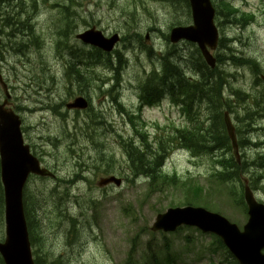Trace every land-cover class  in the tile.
<instances>
[{
	"label": "rangeland",
	"instance_id": "1",
	"mask_svg": "<svg viewBox=\"0 0 264 264\" xmlns=\"http://www.w3.org/2000/svg\"><path fill=\"white\" fill-rule=\"evenodd\" d=\"M28 1L30 3L33 0ZM34 1L36 2V7H33L37 10H33L29 6L25 9V14L19 16V0H1L0 6L3 11L11 15V21L17 24L16 17H18L22 21L31 23L39 39L37 43L36 40H33V35L29 33H25L24 36L19 38L11 37L13 42H17V45H14L15 52L13 53L19 56L7 54L4 51L5 59L1 60L0 58V67L3 68L11 83L20 87L16 83V76L23 79L29 72L36 74V70L33 67L38 68L39 63H43L44 73H46L47 78L56 81L62 88H56L55 83L53 86L55 93L53 95L52 92L44 91L39 98L44 102H49L48 99L51 97L56 105L60 102L64 84L72 77L71 70L63 78L58 75V73H62V68L65 71V65L62 64L65 53L62 49L58 58V49L54 39L56 38L58 42H61L64 36L57 37L56 32L57 34L60 32L67 34L72 29L61 28L64 26L63 21L60 20L62 18V6H68L70 11L76 10L78 12L79 18L77 23H74L78 27L76 33L85 30L91 24H96L106 33H110L115 29L120 32H126L124 25L126 20L132 30L138 33H144L150 27H158L162 33L166 34L170 26L177 22L178 16L184 17L186 12L183 0L173 1L174 6L177 8L174 12L167 4L153 0H138L137 9L131 7V1L133 0H74V4L69 0ZM250 1L253 5L252 8L245 5V0H235V4L241 6L244 11H255L254 9L258 5L259 0ZM126 9L130 12V15L124 19L122 12ZM260 21H263V18L260 17ZM7 31L6 29L5 32ZM236 33L241 35L238 41H233V45H235L237 50L235 51L233 48L232 51H228L229 54H232L228 56L232 58L241 54L248 59H256L264 69V27H259V25L252 26L246 32H242L239 29L237 31L232 29L228 31L231 36H236ZM152 40L159 49L164 50L166 48L165 43L159 39V36H153ZM72 43L78 47H83L75 41L74 36ZM134 46L136 44H133V46L132 44H125V46L120 44L118 46L121 52L128 54V59L130 60L129 65L123 69L125 72L123 79L125 77L126 80L137 79L146 73L145 70L150 71L152 68L144 52L134 48ZM131 48L134 49L131 50ZM181 49L180 54L187 59H189L187 55L195 51L194 48L188 45L181 47ZM223 61L225 62V58ZM125 63L126 59L123 60V66ZM181 67L185 68L186 66L182 64ZM12 68H15V70ZM221 70L235 75V78L229 76V81L236 90L246 93L253 92L254 76L247 68L236 70L226 64L222 66ZM48 84L51 87V83L49 82ZM102 85L99 80L92 77V87L89 89V94L94 97L100 89H103ZM209 88L207 87V89ZM17 94L20 95V92L18 91ZM257 94L258 91H255L250 98H246L243 103L237 104L235 109L239 117L242 118L240 121V142L244 162L247 164V174L255 179L256 188L261 190L259 196L264 199V191H262L264 189V166L257 167L254 172L250 170L252 164L256 162L255 159L259 156L264 159V145L262 144L264 143V114H261V111L258 110L261 115L259 117L254 116L258 112L254 110L260 109V107L264 108V103L263 99H261L259 104L256 105ZM96 96L99 99L96 105L102 107L95 111L97 120L110 117L112 108L109 106L110 101L104 98L103 94ZM125 97L126 89H121L118 96H115L112 100V103L117 105ZM239 100L242 102L241 98ZM105 110L109 111L104 113ZM42 114L38 113L37 116L30 118L31 125L34 128L30 131V135L35 143L44 147L48 154L54 152L52 148L59 146L63 142L73 143V140H70L72 136L69 135L73 126L72 124L67 125L69 130L65 128L67 124L65 117L62 118L64 122L62 124L59 121L50 119L42 121L40 119ZM245 115H248V117L254 116L255 122L250 124L243 118ZM144 118L148 121L159 120L165 127L167 125L183 127L187 124L180 111L168 101L162 103L159 114L146 112ZM62 129L63 134L60 138H51L49 140L51 147L45 143L44 138L49 135L57 136ZM109 130L112 131V134L106 147L114 152L116 170H119V173L116 171L113 175L125 179V184L121 190L111 186L107 189L111 193L105 197L102 194L104 190H100L97 184L101 177H105V174L98 175V178L93 174H89L88 178L91 181V185L80 182L71 186H62L58 189L60 193L69 198L66 201L64 199L65 196H63L58 216L48 214L41 202H29V207L33 211H37L41 216L38 221V213L34 212L33 226L40 227L42 225V230L35 229L36 233H44L45 238L50 240L45 247L50 257L48 261L42 260L43 264H49V262L52 264H123L127 259L134 239L137 238L136 251L137 249L143 251L146 249L147 243L152 242L154 236L151 234V226L156 216L165 212L171 204L182 205L184 202L183 193L174 188L169 187L163 192L151 194L145 181L128 184L126 180L127 160L123 157L118 143L121 141L119 133L127 138L135 136V132L133 128L125 127L123 121L118 122L113 127H109ZM149 131L148 136L152 137L156 136L158 132L157 130L154 133L155 130L152 127L149 128ZM242 139L247 140L248 145L242 144ZM204 140L208 141L210 145L215 143L212 137H206ZM27 142L30 144L29 140ZM101 146L100 141H95L94 143L82 141L81 144L71 145L70 148H88L91 153L87 154L89 156L95 155V158L90 160L84 156L85 161H96L95 159H97V167L100 168L103 167L100 165L102 164L100 160L105 154L100 149ZM65 150L69 151V148L64 145L61 152H65ZM46 160L51 162L50 157H46ZM261 164L264 165L262 162ZM167 171L178 172L183 177L181 178L182 181L189 182L193 180L204 185L209 192L214 194L212 198L213 209L219 211L241 228L246 223L247 215L240 207L233 205L225 189L210 187L209 176L212 173V158L210 156L204 155L195 159L188 152L176 151L168 160L167 167H164V172L168 173ZM72 172L74 173L72 164L66 163L61 177L64 179L70 178L73 174ZM85 180L86 178L82 177V181ZM54 187L55 184L51 182L45 183L37 180L31 185L30 191L37 193V191L51 190ZM88 196L96 197L98 199L97 204L92 207L86 206L84 201ZM63 214L65 217H63ZM73 219L76 221L75 224L71 221ZM45 226L52 228L53 231L45 228ZM163 236L156 235V242L152 245L153 248L161 246ZM166 236L168 238L167 243L171 244L172 252L177 258L175 264H209L212 260L218 262L222 259L221 254H213L209 251L212 243L211 236H201L192 231H183L175 235ZM185 237H189L190 242H187Z\"/></svg>",
	"mask_w": 264,
	"mask_h": 264
},
{
	"label": "trees",
	"instance_id": "2",
	"mask_svg": "<svg viewBox=\"0 0 264 264\" xmlns=\"http://www.w3.org/2000/svg\"><path fill=\"white\" fill-rule=\"evenodd\" d=\"M185 3V0H184ZM186 5V4H185ZM224 7H228V5H223ZM23 35L27 33L26 30H22ZM63 51L65 53V43L63 44ZM77 52L79 56H86V52L82 48H77ZM159 54V53H157ZM156 58L162 59L161 56L155 55ZM184 56L182 54L175 56V57H168V62H165V69H166V75L158 80H152L148 87L143 88L142 93L144 95L158 98L169 91H181L185 94V102L189 104V109L192 107H201L205 101L209 102H215L216 99H218V89L221 88L222 83L227 82V78L224 75H221L220 73H217V71H214L213 73H209L208 70H205L199 60L195 57L187 59L185 62H182ZM235 59L236 56H234ZM230 61H233L232 58H229ZM121 63L122 58H120ZM64 62H65V71L61 70L60 77L63 76L71 67V62H69L65 56H64ZM164 62V61H163ZM184 64L188 69H190L192 72L196 74V76L200 79L201 83L196 85H188L182 80V71L177 66L178 64ZM235 63V62H234ZM64 71V72H63ZM259 73V71L257 72ZM62 74V75H61ZM207 87H210L207 89ZM262 99L264 97L262 96ZM241 100L243 101L244 98L241 97ZM261 111V114H264V108L257 109L254 111ZM257 112L254 116L259 117L261 114L260 112ZM254 116L248 117L244 116L248 122L253 123L255 122ZM209 131L213 133H219V140L220 144L216 146L210 145L208 141H190L187 140V146L190 147L192 150H195L196 153L199 154H205V153H211L214 156L221 157L226 148V143L223 137L221 136V132L223 131V125L219 123L218 121H214L211 128H209ZM244 144H248L244 140ZM223 150L222 153H220ZM218 152V153H217ZM129 156L131 158V161L134 165V168L131 169L134 176H138L140 174L145 175L150 179V189L155 190L159 187H162L166 183V178H164L162 175H160L157 171V168L161 169L159 165L157 164V161L153 160H146V156L141 154L140 152L134 151L133 148L131 149ZM256 162L252 164V167H263L264 165L261 164L264 163V159H262V156H259L257 159H255ZM101 161H105L107 164L109 161L106 158L101 159ZM247 164L244 162L243 168L239 170L238 167L232 166L229 162L227 163V171L226 173H221L220 176L222 179H229L234 178L239 174V171L246 173L247 172ZM251 170V169H250ZM253 172V170H251ZM79 200V199H78ZM76 200V201H78ZM81 201V200H79ZM98 199L93 196H88L84 203L86 206L92 207L93 205L97 204ZM76 203V202H75ZM30 203H28V209L31 221L33 220L34 212L30 207ZM38 213V212H37ZM64 215V214H63ZM65 217V215L63 216ZM38 221L40 220L41 216L38 213L37 217ZM74 224L76 221L73 219L71 220ZM33 224V222H32ZM217 244L219 247H223L222 243L220 241H217ZM146 264H160V258L157 255H151L147 258Z\"/></svg>",
	"mask_w": 264,
	"mask_h": 264
},
{
	"label": "water",
	"instance_id": "3",
	"mask_svg": "<svg viewBox=\"0 0 264 264\" xmlns=\"http://www.w3.org/2000/svg\"><path fill=\"white\" fill-rule=\"evenodd\" d=\"M196 5H199V0H194ZM209 3V0H206ZM213 10L211 12L204 11L203 18L206 25L207 32L209 34L215 33L213 38L217 40V33L213 25ZM186 32L177 30L174 35H184ZM187 34V33H186ZM188 34H192L188 33ZM86 39L90 40L87 36ZM14 119L11 114H5L3 122ZM5 152L15 147H20L17 152V157L23 161L30 162V166H35L32 157L29 154L28 147L20 146L18 136L11 138L6 137L4 139ZM114 179H108L106 182L113 181ZM3 182L6 185L7 191V222L9 226V244L11 246L22 247L27 244V238L20 236L19 232L23 226V210L21 202V191L24 186L25 177L24 174L19 172L17 168H13L10 172L9 169H5L3 174ZM119 183V182H118ZM248 199H251L248 195ZM251 203L249 223L245 227V233H240L238 228L229 224L225 219L220 217H214L211 222L204 228L206 231H213L221 235L226 244L240 259L241 264H264V256L260 254L262 248H264V208L256 206ZM181 224L178 216L174 211H170L168 214L159 216L158 222L154 229H164L166 231L175 230L177 226Z\"/></svg>",
	"mask_w": 264,
	"mask_h": 264
},
{
	"label": "bare ground",
	"instance_id": "4",
	"mask_svg": "<svg viewBox=\"0 0 264 264\" xmlns=\"http://www.w3.org/2000/svg\"><path fill=\"white\" fill-rule=\"evenodd\" d=\"M184 1V0H183ZM185 4V3H184ZM185 7H186V5H185ZM231 51V50H230ZM158 52H154V54L155 55H158V56H160V54H157ZM227 55H232V54H227ZM229 58H231V57H229V56H227L226 58H225V62L227 63V62H232V63H234V61H230V59ZM254 71L255 72H258V68H254ZM109 110H105L104 111V113H107ZM246 116V115H245ZM246 142H247V140H245ZM248 143V142H247ZM242 144H244V139H242ZM248 145V144H247ZM257 167H251V170H253V172L255 171L254 169H256ZM247 173V172H246ZM246 173H244V174H246Z\"/></svg>",
	"mask_w": 264,
	"mask_h": 264
}]
</instances>
